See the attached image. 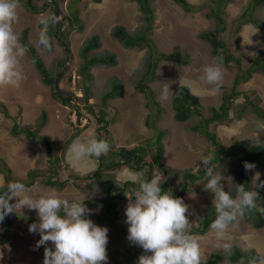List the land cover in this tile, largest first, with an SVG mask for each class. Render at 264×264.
I'll return each mask as SVG.
<instances>
[{
  "label": "rangeland",
  "instance_id": "1",
  "mask_svg": "<svg viewBox=\"0 0 264 264\" xmlns=\"http://www.w3.org/2000/svg\"><path fill=\"white\" fill-rule=\"evenodd\" d=\"M187 1L191 5L199 6L201 9L197 12L189 13L175 4L173 0H151L155 13L152 38L157 44L159 51L170 53L178 48L180 53L188 54L191 59L188 65L168 62L160 63L155 80L148 85V88L153 91V97L160 101L163 109L155 127L166 134L162 140L164 144L163 167L154 166L155 170L151 171V175H147L149 166L144 167L143 178L146 180L157 179L161 185L165 184L167 186L166 191L170 189L174 196L178 195V197L182 198L189 205L186 215L188 218L193 219L192 224L197 227L199 226V220L210 209L214 208L212 205L214 194L206 190L207 179L205 176L189 184V189L185 194H181V186L184 184V177L187 173L200 174V170H203L200 162L201 158L206 156L213 157V151H210L207 140L191 130V126L198 121V117L193 116L188 120L189 122L184 123L175 120L172 99L178 87L188 85L193 93L201 98L203 111L209 114L208 109L217 107L221 103L224 90L232 86L236 72L223 66V81L217 92H212L210 89L213 86L207 85L202 81L201 77L203 76L204 67L213 61L210 44L201 38L202 33L215 28V20L207 17V14L212 10V0ZM251 1L234 0L228 5L226 31L223 33V39L230 47V51L241 58L244 68L250 67L260 56L259 53L264 52V36L259 29L252 24H245L241 29L238 28L242 22H240L239 17L249 8ZM45 2L46 0H32L31 6L35 10H30L25 1H19L17 9L19 20L13 27L19 37L22 31L25 29L29 30L30 43L41 55L47 68L53 71L58 60L65 59L66 54L59 43H55L51 51H47L38 43L39 32L42 28V25L39 24V17L52 14L54 9L51 4L42 8ZM77 3L81 9L80 19L83 22V31H78L77 27L74 29L68 25L63 28L65 39L70 43L69 49L72 51V56L67 65L69 68L64 73L61 88L77 96L82 95L83 84L78 74L79 67L82 64L81 49L90 38L95 35L100 36L101 48L96 50L95 53L108 52L113 54L117 63L110 67L97 66L91 70L92 78L85 84L91 89L89 104H93L95 112L100 114V109L102 111V93L111 88L110 81L112 79L120 81L122 83L121 95L111 99L109 107L105 110V113L107 112L110 119H112L110 135L114 138L113 146L117 148L121 146L137 147L140 142L153 138L157 133L156 129L148 128L146 124L148 115L155 113V107L147 105L150 100L137 87L138 80L145 71L144 64L147 58V50L127 48L112 33L117 26L124 27L132 34L141 31L144 27V15L139 5L130 0H101L100 3L94 0H80ZM72 5L73 0H60V14L69 15ZM62 15L58 18L59 21L62 19ZM254 15L264 22V6L255 8ZM20 65L25 79L19 87L0 86V104L3 103L9 113L16 118L17 122L22 123L36 119L43 110H46L49 118L48 130L55 133L53 143L56 144V138L60 135V132L57 131L58 123L59 126L64 128L66 135L61 137L63 144L77 130L75 129L74 109L57 101V98L52 93V87L44 84L41 75L27 52L21 58ZM70 76L72 81H69ZM73 76H76L75 83L73 82ZM164 83H168L170 91H172L169 93L167 100L161 99ZM222 87L225 88L223 89ZM240 90L248 96L249 100L260 103L264 108L263 74H253V77L244 83ZM0 110L2 111L1 107ZM1 111L0 157H5L21 176H25L34 160H39L36 168L46 169L49 165L48 155H44L41 150L38 151L28 146L21 139H11L8 132L14 122L9 120ZM247 114L251 117L240 119L237 113H231L230 119L224 125L216 127V134L224 144L228 146L229 144L232 145L235 140L246 139L249 140L248 143L250 144L264 145V125L260 123V119L253 117L252 114ZM243 117H246V115H243ZM93 127L98 128L97 125H93ZM91 139H96L93 128L84 132L80 141L87 143ZM56 154L61 156L62 147L59 148ZM87 158L91 159V157ZM87 158L74 160L70 156L69 166L71 167H63L60 170L59 177L63 188L55 191L62 198H67L70 201L74 200V198H79L77 194H80V190L72 188L70 185L66 186L63 182L72 180L74 175L85 174L87 177H91L96 167ZM213 166L216 171H221L224 176L222 182L225 185V190L234 196V183L240 184L237 181L238 156L232 155L227 161L221 164L214 163ZM254 171L260 172V180L264 181V169L256 166ZM254 171H252V175H254ZM105 173L106 175L103 177L105 179H107V176L110 178L112 196H118L113 198L118 203L117 216L115 217L118 225L109 227V224L101 218L102 209L99 207L92 208V214L88 218L95 224L109 229L108 244L113 245L112 255L114 253L117 255V251L123 241L122 238L127 239L122 233L124 228L120 227L119 224L123 225L127 231L125 208L128 200L126 195H131L129 190H125L122 193L123 197L119 198L122 195L117 189L124 182L134 183L138 189L139 180L133 179L135 172L128 168L125 170L110 169V171L106 170ZM117 180V183H121V185H115L114 181ZM3 183L4 176L0 173V188ZM98 183L100 184L99 187L93 186L90 192L83 195L90 194L91 197H105V188H108L109 185H104L103 181ZM40 184L29 189L30 193L43 194L51 190ZM15 203L16 198L13 200V204ZM16 211L38 218L35 210L17 208ZM2 223H0V235L3 231V227L1 228ZM15 225L17 230H19L20 239L12 246H0V264H43L44 252H41L40 248L34 250L36 242L40 239L39 234L30 233L29 225L26 223H15ZM228 232L232 237L231 253L238 249L241 252H253L260 257H264V227L262 229L254 228L243 216L239 218L238 223L229 227ZM194 235L199 237L201 252L206 261L221 253L223 257L218 264H238L231 262L227 253L214 246L216 234L211 228L204 235ZM49 245H51V242H49ZM134 249L139 251L137 247ZM128 254L133 253L129 251ZM107 256V264H132L125 260L122 261L120 256V258L116 259L117 262L114 263L113 261L115 260L111 261L109 253H107Z\"/></svg>",
  "mask_w": 264,
  "mask_h": 264
},
{
  "label": "clouds",
  "instance_id": "2",
  "mask_svg": "<svg viewBox=\"0 0 264 264\" xmlns=\"http://www.w3.org/2000/svg\"><path fill=\"white\" fill-rule=\"evenodd\" d=\"M48 1L49 0H46L42 8L51 4L54 9L52 14L41 15L39 17V24L42 25V28L39 32L38 43L43 48L51 51L52 44L51 38L48 34L49 27L50 25L56 24L58 28V18L61 14L58 0H55V4ZM31 2L29 3L28 0L29 5H31ZM18 7L19 0H0V86L10 85L13 87H19L21 82L25 79L20 65V60L25 56L27 49L26 46L20 42V37L13 27V25L19 20L17 12ZM56 9L59 13L58 17L54 14ZM77 30L83 31L79 28H77ZM57 43L64 48L65 54L66 50L68 51L70 60L72 51L69 49V46L67 47L66 43L62 41L61 43ZM66 61L67 54L65 62ZM67 65L66 70L69 68ZM261 74L264 75V73ZM223 75V58L214 57L212 63L204 67L201 79L207 85L213 86L210 89L212 92H217L222 84ZM63 76L59 83L60 90H62L61 82L63 80ZM69 81H72L71 76L69 77ZM75 81L76 76H73V82L75 83ZM54 89L55 92L58 93L55 85ZM109 89L102 93L101 101L105 96L104 94ZM62 91L65 92L66 95L61 96L68 97L74 104L72 106L67 105V107H72L74 109L75 129H77L71 137H68L67 140H65L63 144L61 137H65L66 135L64 128L59 126L58 123L57 131L60 132V135L56 138V144L53 143V136H55V133L48 130L49 118L46 110H43L42 113L41 110V114L36 119L29 120L30 122H17L16 118L13 116L15 120L12 121L14 124H17L19 136H14L12 134V127H10L8 133L10 134L11 139H21L28 146H31L38 151L41 150L44 155H48V163L52 162V165L55 163L56 167H60V170L63 167L66 168L70 165V156L74 160L91 157V159H87L92 161L94 167H96L93 171L94 174L98 170L99 163L95 157L99 158L101 155H105L110 151V144L107 140H98V130L105 124L102 122H99V124L96 123L95 117V115L100 116L103 112L105 113L106 109L102 107V111L100 109V114H97L94 110L95 107H92L94 114L90 113L87 117L81 119V123H78L79 118L75 106H79L81 110L85 111L86 103L79 101V99L84 100V89H82L81 96H77L74 93L66 92L64 90ZM170 92L172 91H170L169 84L164 83V87L161 92V99L167 100ZM71 94L75 97L71 96ZM109 101L110 99L108 102ZM59 103L62 104L61 102ZM0 105L6 107L3 103ZM89 105L94 106L93 104H89L88 101L87 107ZM1 109L3 112L1 110L0 111L4 113V109L2 107ZM43 113H46L45 125L41 128L39 133L34 136L30 133V128L39 124L38 119ZM105 114H107V118H109L108 130L110 134V116L107 112ZM4 115L6 114L4 113ZM245 118L248 117L242 116L240 119ZM89 121H92V126L81 132V130L89 124ZM260 123L264 125L262 121H260ZM93 125H97L98 128H94ZM90 128H93L96 139H91L87 143L81 142L80 139L82 134ZM45 137L48 138V141L44 140ZM243 140L247 143L249 142V140ZM234 142L232 145L229 144L230 146L225 145L227 148L231 149ZM249 145L253 144L249 143ZM60 147H62V154L61 156H58L56 153H58ZM213 159L214 157L212 156H206L202 157L200 161L207 179L206 190L214 194L212 205L215 208L216 216L210 224V228L216 234V243L214 246L223 250L227 254H231L232 237L228 232L229 227L238 223L239 218H242L246 212L256 210L264 215V206L257 204V200L260 197L259 190L264 189V181L260 180L261 173L254 171L256 166H261L255 162L245 161L243 163L244 169L246 172L250 171L251 175L249 176L252 177L251 187L246 188L244 184L234 183L235 195L233 196L232 193L225 190V185L222 182L224 180V176L221 174V171L215 170L212 163ZM1 161H4L13 170L14 174L19 177H25L28 171L36 168V165L39 163V160H34V162L30 164V169L25 173V176H21V174H18L15 171V168L6 160L5 157H0V166H2ZM104 170L110 171V165L104 166ZM152 170L155 169L152 168ZM105 171L104 175H106ZM252 171H254V175H252ZM143 176V172H137L134 174L133 179L139 180V190H133L131 195H126L128 200L125 208V223L128 225L127 231L123 225L119 224V226L124 228V235H127V239L130 244L140 246L143 249V253L139 256L136 264H206V259L203 257L201 252L199 237L192 234L190 231L191 222L186 215L189 210V205H187L182 198L175 197L170 189L168 191H162L161 183L157 179L153 178L146 180L143 179ZM56 178L60 180L59 175ZM78 179L81 181H78ZM91 179L92 176L87 177L85 174H82L80 176L74 175L72 180H66L63 182L66 186L70 185L72 188L80 190V194H77L79 198H74L72 201L67 198H62L55 191L62 189L63 185L59 189L47 187L51 190L43 194H31L30 190L24 183L19 181L9 182L7 184V190L3 194H0V223L3 222L1 228L4 226L6 221L5 217L13 212L26 217H34L37 221L33 224H29L22 219H15L11 231L19 236V230H17L15 223H26L29 225L30 233L39 234L40 239L36 242L34 250L44 246L43 264H107L108 256L106 246L109 242V229L95 224L88 218L92 214V208L99 207L102 209V207L98 204L89 209L85 204V200L87 199L100 198L91 197L90 194L83 195L90 192L91 187L100 186L95 184L88 185L91 182ZM38 184L40 183H36L34 186ZM108 188H105V197L108 195ZM14 198H16L15 204H13ZM17 208L35 210L38 218L33 215L19 213L16 211ZM61 213H63V215H61ZM101 218L103 219L102 212ZM103 221L109 224V221L104 219ZM108 226L110 227V224ZM3 235L4 227L0 235V239ZM49 242H51V245H49ZM248 264H264V257L253 258L248 262Z\"/></svg>",
  "mask_w": 264,
  "mask_h": 264
},
{
  "label": "trees",
  "instance_id": "3",
  "mask_svg": "<svg viewBox=\"0 0 264 264\" xmlns=\"http://www.w3.org/2000/svg\"><path fill=\"white\" fill-rule=\"evenodd\" d=\"M19 1H25L30 10H35L33 6L29 5L28 0ZM79 1L80 0H73V5L70 7L69 15L61 14L63 17L62 20L59 21L58 28L56 24L50 25L48 34L51 38L52 47L55 43H61V41L66 43L67 47L70 45V43L64 38V34L62 32L65 25H68L71 28L77 27L80 30H83V22L80 19L81 9L78 7L77 3ZM94 1L98 3L101 2V0ZM130 1L137 3L144 15L143 29L132 34L128 32L124 27L118 26L113 30L112 35L127 48H136L140 50L147 49V58L144 64L145 71L144 73H142L141 78L138 80L137 87L145 94L146 98L150 100L147 105L149 107H155V113H150L148 115L146 124L148 128L156 129L157 133L153 138H149L144 140L143 142H140L139 146L137 147L121 146L117 148L113 146L114 138L109 134V118H107V114L103 112V114H101L100 116L95 115L96 123L99 124V122H102L105 124L98 130V140H107L110 144V151L105 155H101L99 158L95 157V159L99 161L98 170L92 175L91 182L88 185H100L98 182L103 181L104 185H109V188L107 197L103 199L90 198L85 200V204L89 209L99 204V206H101L103 209V219L109 221V224L112 227H115L117 225L115 217L117 216L116 209L118 207V203L116 202V200H113V198L118 196H112L111 194L109 182L110 178L108 176L107 179L103 177L105 171L104 166L110 165V169L114 170H125L128 168L135 173L143 172L144 167L149 166L147 175H150V172L154 166L163 167L162 157L164 155V144L162 140L166 133L164 131H160L157 127H155V124L159 119L160 113L163 111V109L161 108L160 101L153 97V91L148 88V85L155 80L160 63L168 62L178 65H188L189 60L191 59L188 54L180 53L178 48L170 53L159 51L157 44L152 38L155 13L152 8L151 0ZM173 1L175 4L184 9L185 12L194 13L201 9L199 6L191 5L187 0ZM59 2L60 0H58V4ZM232 2H234V0H212V10L209 14H207V17L208 19L215 20V28L202 33L201 35V38L210 44L213 58L222 57L223 66L233 69L236 72L232 86L224 90V95L222 96L221 103L217 107H211L208 109L209 114H206L203 111L204 108L201 98L198 95L194 94L188 85H182L177 88V91L172 99V106L175 111L174 118L177 122H187L193 116L199 118L198 121L191 126V130L209 142L210 151H213V164H221L222 162L227 161V159L232 155L238 156L239 168L237 170V181H239L240 184H244L246 188H250L252 177L249 175H251V173L250 171H245L243 163L245 161L255 162L262 168H264V145H249V143H247L243 139H240L235 140L234 145L231 149H229L222 142L221 138H219L215 131L217 126L224 125L228 121V119H230L231 113H237L239 118H241L243 115H246L248 118H250L251 116L247 114L249 113L252 114L253 117L258 118L260 119V121L264 122V108L260 103L249 100L248 96L240 90V87L244 83L248 82L253 77V74L257 72L264 73V52L259 53L260 56L250 67L244 68L241 58L230 51V47L223 39V33L226 31L227 7ZM260 6H264V0L251 1L249 8H247L239 17L240 22L242 21L240 26H238L239 29H241L245 24H252L257 29H259L261 34L264 36V22L254 15L255 8ZM20 42L26 46V52L29 54L30 58L35 64L39 74L42 76L43 82L46 85L52 86V93L54 97L57 98V100L65 106L74 105L68 97L58 95V93H56L54 89L55 77L61 66L64 64L66 58L63 60H58L55 70L52 71V69L47 68L41 55L30 43L29 31L27 29L22 31V33L20 34ZM100 48V37L95 35L91 39H89L81 49L83 62L79 67L78 74L81 77L80 81L83 84L85 94L84 100L79 99V101L86 103L85 111L87 114L85 113V111L81 110L79 106H75L79 118L78 123H81V119L87 117L90 113L94 114L92 108L94 106L89 105L87 107L88 101L91 97V89L89 86H85L86 82L92 78L91 69L97 65L114 66L117 63L116 57L113 54H110L108 52H104L102 54L95 53V51ZM69 52L71 53L70 50ZM110 84L111 88L104 94L105 96L101 101L102 107L104 109L109 107V99L111 100L121 95L122 83L120 81H117L116 79H112L110 81ZM222 88L224 89L225 87ZM71 96L74 95L71 94ZM0 106L4 109V113L9 120H15L13 116L8 112V109L6 107H4L3 105ZM45 119L46 113H43L42 116L38 119L39 124H37L33 128H30V133L34 136L37 135L41 128L45 125ZM111 122L112 119H110V123ZM91 126L92 121H89V124L83 130H81V132L87 130ZM12 134L14 136H19V129L17 127V124H14L12 126ZM44 140L48 141V138L45 137ZM51 163L52 162L49 163L46 169L41 170L38 168H34L29 170L25 177H19L18 175L14 174L13 170L4 161H1L2 166H0V173L4 176V183L0 188V194H3L7 190V184L12 181L22 182L28 187V189L32 188L36 183H41L42 185L50 188H61L62 184L60 183V180L56 178L59 175L60 167H56L55 163L53 165ZM199 173L200 174L187 173L185 175L184 184L181 186V194H184L188 191L189 184L205 176L203 170H200ZM78 181L81 180L78 179ZM117 182L118 180L114 181L115 185L119 184ZM119 185H121V183ZM161 188L162 191L167 190V186L165 184H162ZM117 190H119L122 195L125 190H129L132 194L133 190H139V188L137 189L134 183L124 182ZM259 196L260 197L257 200L258 205L264 206V190H259ZM121 197H123V195L119 196V198ZM175 197H178V195H175ZM61 215H63V213H61ZM215 216V208L210 209L204 215V217L199 220V226L197 227L193 226V219L189 217V220L191 222V233H197L200 235H204L205 233H207L210 229V224L215 219ZM244 216L247 221L254 226V228L262 229L264 227V215H262L260 212L252 210L250 212H246ZM5 219L6 221L3 226L4 235L0 239V246L13 245L20 239L18 234L11 231L15 219H22L29 224L36 223L37 221L34 217L18 215L15 212L6 216ZM122 239L123 241L120 245L121 250L118 249L117 255L116 253L112 255L113 245L107 244V253L110 254L111 261L115 260L113 261L115 263L117 262L116 259L121 257L122 261L125 260L128 263L136 264L139 256L143 253V249L140 246L130 244L128 239ZM135 247H137L139 251H136L134 249ZM40 249L44 252V246H41ZM129 251L133 254H128ZM222 257L223 254L218 253L217 255L213 256V258H210L208 261H206V264H218ZM257 257L260 256L253 252H241L238 249H235L231 254H228V258L230 259V261L238 264H248L251 259Z\"/></svg>",
  "mask_w": 264,
  "mask_h": 264
},
{
  "label": "water",
  "instance_id": "4",
  "mask_svg": "<svg viewBox=\"0 0 264 264\" xmlns=\"http://www.w3.org/2000/svg\"><path fill=\"white\" fill-rule=\"evenodd\" d=\"M31 2V0H29V3ZM48 2H53L54 4L56 3L55 0H49ZM54 14L56 15V17H58V10L56 9ZM66 54H67V61L61 66L56 78H55V87H56V90L58 92V94L60 95H66L65 92H63L62 90L59 89V83H60V80L64 74V72L66 71V65L68 64V61H69V53L68 51L66 50ZM121 227V226H120Z\"/></svg>",
  "mask_w": 264,
  "mask_h": 264
}]
</instances>
